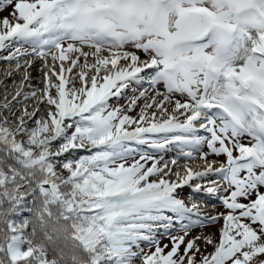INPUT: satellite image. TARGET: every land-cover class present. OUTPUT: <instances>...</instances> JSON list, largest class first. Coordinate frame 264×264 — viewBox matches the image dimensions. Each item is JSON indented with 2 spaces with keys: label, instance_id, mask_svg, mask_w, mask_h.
Instances as JSON below:
<instances>
[{
  "label": "snow or ice",
  "instance_id": "obj_1",
  "mask_svg": "<svg viewBox=\"0 0 264 264\" xmlns=\"http://www.w3.org/2000/svg\"><path fill=\"white\" fill-rule=\"evenodd\" d=\"M0 12V264H264V0Z\"/></svg>",
  "mask_w": 264,
  "mask_h": 264
},
{
  "label": "rangeland",
  "instance_id": "obj_2",
  "mask_svg": "<svg viewBox=\"0 0 264 264\" xmlns=\"http://www.w3.org/2000/svg\"><path fill=\"white\" fill-rule=\"evenodd\" d=\"M5 14H6V12H0V16L5 15Z\"/></svg>",
  "mask_w": 264,
  "mask_h": 264
},
{
  "label": "bare ground",
  "instance_id": "obj_3",
  "mask_svg": "<svg viewBox=\"0 0 264 264\" xmlns=\"http://www.w3.org/2000/svg\"><path fill=\"white\" fill-rule=\"evenodd\" d=\"M0 78H2V73H0ZM0 91H2V89H0Z\"/></svg>",
  "mask_w": 264,
  "mask_h": 264
}]
</instances>
